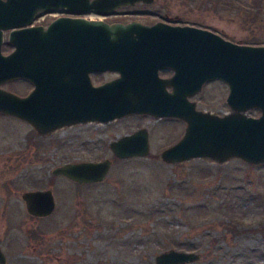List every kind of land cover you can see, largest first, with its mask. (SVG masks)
Returning a JSON list of instances; mask_svg holds the SVG:
<instances>
[{"label":"rangeland","instance_id":"1","mask_svg":"<svg viewBox=\"0 0 264 264\" xmlns=\"http://www.w3.org/2000/svg\"><path fill=\"white\" fill-rule=\"evenodd\" d=\"M149 7L234 42L264 45V0H154ZM113 76L100 72L93 82ZM225 94V85L213 81L193 99L198 109L223 115L230 110ZM185 126L179 118L131 113L39 134L0 113L5 264H156L155 256L171 248L200 254L184 264H264V163L237 157L164 161L160 153ZM139 128L147 131L148 154L117 157L110 142ZM105 158L111 164L101 181L78 183L52 173L64 163ZM46 188L54 210L30 215L21 192Z\"/></svg>","mask_w":264,"mask_h":264},{"label":"water","instance_id":"2","mask_svg":"<svg viewBox=\"0 0 264 264\" xmlns=\"http://www.w3.org/2000/svg\"><path fill=\"white\" fill-rule=\"evenodd\" d=\"M151 0H0L1 30L13 26L21 8L32 14L53 6L80 3L108 5ZM21 23H24L22 21ZM85 33L76 50H61L52 45L49 31H35L34 63L30 73L19 70L17 52L3 55L0 50V85L15 75L29 77L33 90L19 97L0 86V113L21 117L39 134L87 121L105 123L127 114H150L185 121L178 141L160 153L166 162H181L206 157L217 162L237 157L253 164L264 163V45L234 42L212 30L193 25L156 23H84ZM75 74H65V68ZM170 68L168 78L159 68ZM90 71H117L118 76L93 84ZM67 78V79H66ZM219 79L228 87L227 104L231 112L218 115L200 110L189 97L204 83ZM168 87H171L168 89ZM260 110L253 117L247 111ZM119 158L145 156L149 151L146 129L110 142ZM111 160L78 161L58 165L54 175L78 183L105 178ZM26 211L37 217L55 208L51 188L23 190ZM200 254L169 249L155 256L156 264L193 262ZM6 256L0 247V264Z\"/></svg>","mask_w":264,"mask_h":264},{"label":"flooded vegetation","instance_id":"3","mask_svg":"<svg viewBox=\"0 0 264 264\" xmlns=\"http://www.w3.org/2000/svg\"><path fill=\"white\" fill-rule=\"evenodd\" d=\"M152 3H154V0H151L149 2L138 1L135 3L120 4L115 7H109L108 5H104V4L82 5L80 3H71L70 5H64V6L58 5L46 9H41L37 12H33L32 14H30L29 10L24 7L21 8L20 13H18L15 20H13V22L15 23L16 22H20V23H16L13 26H7L2 28L0 50L1 53L5 56L17 52L16 60L20 67L19 70L22 72V74H24L26 67L29 74L31 70V66L34 63V59H32L31 54L35 48V31L37 27H40L43 31H49L52 45L59 47V49L61 50L67 51L70 49L71 50L78 49L79 43L82 42L85 33V29L83 27V24L85 22L88 23V25L91 24L92 26L94 24H99V22H104L107 24H116V23L130 24L132 22H138L140 24L147 26L155 25L156 23H161V22L169 25H185L182 23H178V21L176 20L174 21V19L163 17L157 12L151 10L149 5ZM22 21H24V23H21ZM100 72L114 73V76L112 78L118 76L117 71H90L89 77L91 78L92 82L94 76H96ZM64 73L73 75L77 73V70H75L72 67L65 68ZM172 74H173V70L170 68L161 67L158 69L159 77L168 78ZM213 81L221 82L222 84L225 85L226 94L224 100L227 103L226 98L229 90L226 83L219 79H213L205 82L204 84ZM7 83H13L14 87L12 89L6 88L4 85ZM93 84H99V83L93 82ZM0 86L3 89L11 91L12 93H14L19 97H25L33 90L34 82L29 77H25L23 75H15L14 77H11L5 80L4 82H2ZM170 88L171 87H168V89ZM194 96L195 95L190 96L189 99L195 101L193 99ZM230 110L228 109L222 114L223 115L228 114L230 113ZM252 112L253 114L251 116L253 117H257L260 115V110L258 108H253ZM15 117H17L18 119L24 122L29 123L27 120L21 117L18 116ZM92 123H101V122L87 121V122H80L76 124L66 125L64 127H72L76 125H89ZM29 124L36 131L34 126L31 123Z\"/></svg>","mask_w":264,"mask_h":264},{"label":"trees","instance_id":"4","mask_svg":"<svg viewBox=\"0 0 264 264\" xmlns=\"http://www.w3.org/2000/svg\"><path fill=\"white\" fill-rule=\"evenodd\" d=\"M186 248L193 249L191 245L190 246L186 245Z\"/></svg>","mask_w":264,"mask_h":264}]
</instances>
